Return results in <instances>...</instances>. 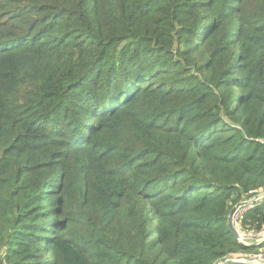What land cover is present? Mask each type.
<instances>
[{"label":"trees","instance_id":"16d2710c","mask_svg":"<svg viewBox=\"0 0 264 264\" xmlns=\"http://www.w3.org/2000/svg\"><path fill=\"white\" fill-rule=\"evenodd\" d=\"M260 193L264 0H0V264L264 256Z\"/></svg>","mask_w":264,"mask_h":264},{"label":"water","instance_id":"95a60500","mask_svg":"<svg viewBox=\"0 0 264 264\" xmlns=\"http://www.w3.org/2000/svg\"><path fill=\"white\" fill-rule=\"evenodd\" d=\"M264 197V193H260V194H257V196H255L254 198H250L246 201H243V202H240L238 203L237 205H235L229 215H228V218H227V222H228V228H229V231L231 232V234L237 239L239 240L240 242H243V239H244V234L241 233L238 228L235 226V223H234V216L235 214L240 211L241 209H244L246 207H249L251 206V204L261 198ZM253 239L255 240H263L264 239V235H259V236H256L254 237ZM244 263V264H248V263H252V264H264V259L262 258H259V257H255V258H248V259H245L243 262L242 261H237V260H232V259H225V260H221L219 262H216L215 264H226V263Z\"/></svg>","mask_w":264,"mask_h":264},{"label":"rangeland","instance_id":"374dc122","mask_svg":"<svg viewBox=\"0 0 264 264\" xmlns=\"http://www.w3.org/2000/svg\"><path fill=\"white\" fill-rule=\"evenodd\" d=\"M254 237H256V236H253V235H251V236L250 235L249 236H245L244 235V239L243 240H245V242H252V241L255 240V239H253ZM248 258H244V257H241V258H232V260H237V261H242L243 262L245 259H248Z\"/></svg>","mask_w":264,"mask_h":264},{"label":"built area","instance_id":"2783aa9c","mask_svg":"<svg viewBox=\"0 0 264 264\" xmlns=\"http://www.w3.org/2000/svg\"><path fill=\"white\" fill-rule=\"evenodd\" d=\"M250 207V206H249ZM244 211V209H241L240 211H238L236 214H235V216H234V223H235V220L239 217V215H241V213ZM264 234V231L263 232H261L259 235H263ZM259 258H262V259H264V256H262V255H260V256H258Z\"/></svg>","mask_w":264,"mask_h":264},{"label":"clouds","instance_id":"9594fccd","mask_svg":"<svg viewBox=\"0 0 264 264\" xmlns=\"http://www.w3.org/2000/svg\"><path fill=\"white\" fill-rule=\"evenodd\" d=\"M257 236H259V234Z\"/></svg>","mask_w":264,"mask_h":264}]
</instances>
